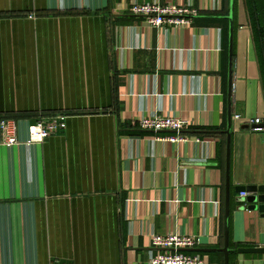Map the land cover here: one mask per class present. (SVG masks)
<instances>
[{"label": "crops", "instance_id": "1", "mask_svg": "<svg viewBox=\"0 0 264 264\" xmlns=\"http://www.w3.org/2000/svg\"><path fill=\"white\" fill-rule=\"evenodd\" d=\"M132 1L154 0H0V118L22 142L26 122L65 124L0 145V264H148L168 233L224 264L228 125L226 263L264 264L240 251L264 248V215L236 190L264 185V129L245 121L264 117V0H233L230 63L229 0H156L196 10L181 28ZM151 114L198 142L137 126Z\"/></svg>", "mask_w": 264, "mask_h": 264}, {"label": "built area", "instance_id": "2", "mask_svg": "<svg viewBox=\"0 0 264 264\" xmlns=\"http://www.w3.org/2000/svg\"><path fill=\"white\" fill-rule=\"evenodd\" d=\"M130 12L137 16H143L150 26L167 25L172 28H181L190 24L191 18L196 14V10L189 4L180 6L175 4L161 5L156 0L151 2L132 1ZM235 119H240L239 115H234ZM64 117H53L50 120H37L26 122V138L22 141L16 136V121L0 118V132L2 140L0 145L19 144H41L45 139L64 128ZM249 124L260 126L264 129V117H256L245 120ZM137 126L141 129L154 132L166 131L163 137L158 139L168 142H198L196 137L186 135L183 131L187 122L183 119L170 115L151 114L141 116L137 121ZM241 192V195H245ZM150 245L158 249L148 259V264H202V258L198 253L189 254L180 251L182 248H195L199 245V240L194 235H180L176 233L151 234ZM56 264V263H53Z\"/></svg>", "mask_w": 264, "mask_h": 264}, {"label": "water", "instance_id": "3", "mask_svg": "<svg viewBox=\"0 0 264 264\" xmlns=\"http://www.w3.org/2000/svg\"><path fill=\"white\" fill-rule=\"evenodd\" d=\"M232 16H233V0H229V13L227 19L229 20V63L231 61V37H232ZM229 84L231 86V68L229 69ZM227 135L226 140V158H225V201H224V245L221 249H219L224 254V264H227V252H228V189H229V125L225 130ZM238 192L247 191L249 194L245 197L249 203H251L248 207L249 209H258L264 215V185L255 186H238L236 188ZM242 198V197H241ZM243 200V199H242ZM180 251L187 252H209L212 249H204V248H182ZM240 251H258L264 252V248L258 249H242Z\"/></svg>", "mask_w": 264, "mask_h": 264}, {"label": "trees", "instance_id": "4", "mask_svg": "<svg viewBox=\"0 0 264 264\" xmlns=\"http://www.w3.org/2000/svg\"><path fill=\"white\" fill-rule=\"evenodd\" d=\"M186 253H189V254H194L195 252H187V251H186Z\"/></svg>", "mask_w": 264, "mask_h": 264}]
</instances>
